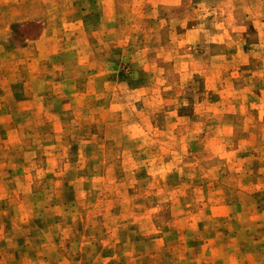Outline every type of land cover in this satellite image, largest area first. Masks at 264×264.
<instances>
[{
    "label": "rangeland",
    "instance_id": "374dc122",
    "mask_svg": "<svg viewBox=\"0 0 264 264\" xmlns=\"http://www.w3.org/2000/svg\"><path fill=\"white\" fill-rule=\"evenodd\" d=\"M0 264H264V0H0Z\"/></svg>",
    "mask_w": 264,
    "mask_h": 264
}]
</instances>
